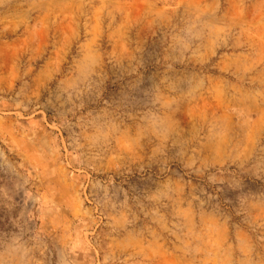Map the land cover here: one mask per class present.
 Returning a JSON list of instances; mask_svg holds the SVG:
<instances>
[{
    "label": "rangeland",
    "instance_id": "374dc122",
    "mask_svg": "<svg viewBox=\"0 0 264 264\" xmlns=\"http://www.w3.org/2000/svg\"><path fill=\"white\" fill-rule=\"evenodd\" d=\"M0 264H264V0H0Z\"/></svg>",
    "mask_w": 264,
    "mask_h": 264
}]
</instances>
